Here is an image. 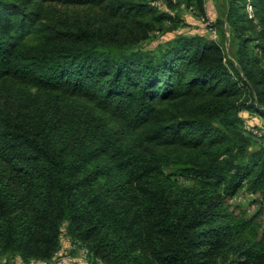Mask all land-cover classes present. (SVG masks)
Wrapping results in <instances>:
<instances>
[{
	"label": "trees",
	"instance_id": "obj_1",
	"mask_svg": "<svg viewBox=\"0 0 264 264\" xmlns=\"http://www.w3.org/2000/svg\"><path fill=\"white\" fill-rule=\"evenodd\" d=\"M225 3L217 39L146 50L174 23L148 0H0V258L51 264L62 237L90 264H264V0Z\"/></svg>",
	"mask_w": 264,
	"mask_h": 264
},
{
	"label": "rangeland",
	"instance_id": "obj_2",
	"mask_svg": "<svg viewBox=\"0 0 264 264\" xmlns=\"http://www.w3.org/2000/svg\"><path fill=\"white\" fill-rule=\"evenodd\" d=\"M149 1V0H148ZM182 1V0H181ZM171 2L169 0H164V5L160 8H156L155 10L157 13L166 14L170 17H172L174 23H167L163 22L160 24L161 28L160 31H154L151 35L150 39L147 41H144L140 44V47L142 49H152L154 48L158 43H162L163 41H166L168 39H171L174 35L180 34V33H202L205 36L211 38V39H217L212 38L209 29L204 25V23L200 20L198 17L199 13L197 12V8L194 9L185 7L184 3L182 2ZM204 6H205V14L208 17V19L211 20V22H215L216 18L223 19L225 17L226 13V3L225 0H203ZM181 4L183 6H181ZM46 7V6H45ZM52 15L54 20L58 19H80L84 20L87 18L90 19H96L98 18L102 13V5H52ZM244 12H246L249 16L253 15L252 7L251 5L246 2L244 5ZM177 27V29L172 31H167L165 34H160L161 31H164L168 29L169 27ZM260 27L256 28V32H259ZM216 30V29H215ZM218 30V27H217ZM228 31V30H227ZM225 33L226 37L228 38L229 32ZM248 36H250L251 40L247 42L248 45V51H256V43L261 42L259 39H253L252 34L250 31L246 32ZM256 36V35H254ZM253 39V40H252ZM237 43L236 39H232L231 42L229 41V44H226V51H231V53L236 49ZM256 118V124L258 125V132H261V134H264V118L259 115H253ZM157 148V147H156ZM235 201L232 202V208L237 212L238 210H245L249 215H252L257 210V204L253 202L254 197L247 193L240 191L238 192L237 196L234 198ZM260 220L264 221V213L260 215ZM65 238L61 237V247H60V253L61 255L63 253L70 254L72 253V246L68 244L67 241H64ZM75 252H78L75 251ZM0 264H15V258L13 259H5V256L1 257Z\"/></svg>",
	"mask_w": 264,
	"mask_h": 264
},
{
	"label": "built area",
	"instance_id": "obj_3",
	"mask_svg": "<svg viewBox=\"0 0 264 264\" xmlns=\"http://www.w3.org/2000/svg\"><path fill=\"white\" fill-rule=\"evenodd\" d=\"M171 2H176L177 0H170ZM150 6L154 7V8H160L164 5V0H149L148 1ZM181 6H183L181 4ZM200 20L204 23V25L209 29L211 37L215 38L216 37V32L213 28L209 27V23H211V20L208 19V17L206 16L204 19L200 18ZM245 129L249 130V128L245 127ZM253 134L259 135L260 132H258V130H250ZM79 252V259L83 262H85L86 264H90L87 259H88V252L87 249L85 248H80L78 250ZM59 253V251L56 253V255ZM1 261V258H0ZM16 261V260H15ZM16 264H47L44 261L41 260H37V259H30L28 262H23L21 260H17ZM51 264H60L59 259H56V257L54 258L53 261H51ZM94 264H103L101 260H96Z\"/></svg>",
	"mask_w": 264,
	"mask_h": 264
},
{
	"label": "crops",
	"instance_id": "obj_4",
	"mask_svg": "<svg viewBox=\"0 0 264 264\" xmlns=\"http://www.w3.org/2000/svg\"><path fill=\"white\" fill-rule=\"evenodd\" d=\"M64 241L68 242L67 239H64ZM68 244H69V242H68ZM69 246H70V244H69ZM78 252H72L70 254H67L65 252L62 255L59 252L55 257H56V259H59L60 264H86L85 262H83L79 259V253Z\"/></svg>",
	"mask_w": 264,
	"mask_h": 264
}]
</instances>
